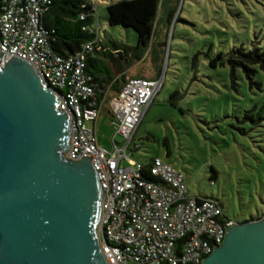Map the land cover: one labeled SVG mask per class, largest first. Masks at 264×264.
Wrapping results in <instances>:
<instances>
[{"label":"rangeland","instance_id":"1","mask_svg":"<svg viewBox=\"0 0 264 264\" xmlns=\"http://www.w3.org/2000/svg\"><path fill=\"white\" fill-rule=\"evenodd\" d=\"M118 1L91 0L99 37L128 46L133 57L138 53L136 33L107 26V6ZM159 18L153 49L166 43L159 69L149 50L144 54L150 52L148 59L134 60L125 70L127 79L150 74L163 80L136 130L131 148L138 149L131 159L144 165L160 159L172 166L184 175L189 196L218 202L228 220L261 217L264 115L256 119L264 104V71L259 65L256 74L236 68L232 83L228 63L211 68L209 62L240 47L245 53L264 47V0H164ZM122 69L121 64L111 66L114 75ZM173 92L183 95L176 106L169 102ZM108 112L105 106L97 124L98 144L105 151L112 150L114 136L121 140L115 134L117 119Z\"/></svg>","mask_w":264,"mask_h":264},{"label":"built area","instance_id":"2","mask_svg":"<svg viewBox=\"0 0 264 264\" xmlns=\"http://www.w3.org/2000/svg\"><path fill=\"white\" fill-rule=\"evenodd\" d=\"M49 0H5L0 5V54L29 62L44 84L60 93L59 109L70 116L66 157L88 159L98 174L103 198L98 227L108 264H200L221 246L229 227L221 205L191 197L184 175L160 159L144 165L131 148L146 110L163 80L130 78L111 100L100 97L86 71L87 55L100 40V24L83 27L96 35L75 54L56 53L42 27ZM96 11V8H95ZM117 119L111 151L97 140L104 107Z\"/></svg>","mask_w":264,"mask_h":264},{"label":"water","instance_id":"3","mask_svg":"<svg viewBox=\"0 0 264 264\" xmlns=\"http://www.w3.org/2000/svg\"><path fill=\"white\" fill-rule=\"evenodd\" d=\"M59 97L29 62L2 66L0 54V264H108L98 174L66 157L70 116ZM200 264H264V216L229 227Z\"/></svg>","mask_w":264,"mask_h":264},{"label":"trees","instance_id":"4","mask_svg":"<svg viewBox=\"0 0 264 264\" xmlns=\"http://www.w3.org/2000/svg\"><path fill=\"white\" fill-rule=\"evenodd\" d=\"M5 0H0V5ZM48 11L42 17V27L47 33L52 49L61 55L75 54L81 50L82 45L93 42L95 34L84 32L83 27L91 26L95 22V6L91 0H49ZM177 1V0H176ZM164 0H119L107 6V26L124 27L132 29L137 35L138 51L129 56L130 48L114 40H97L91 53L87 55L86 71L92 77V84L96 93L102 97L107 92V100H111L120 92L124 83L128 80L125 70L128 69L134 60L141 61L144 54L154 46V38L159 28L161 19L160 9ZM174 11H169L166 19L167 28L170 26ZM165 41L160 44L164 49ZM230 65V76L233 83L234 70L243 68L247 73H257L254 66L264 71V47L247 50L243 47L234 49L228 54L219 53L209 62L211 68ZM121 64L123 69L114 75L111 70L112 65ZM127 66V67H125ZM253 66L250 70L248 67ZM261 89L260 84L256 86ZM182 94L173 92L169 96L171 105L176 106V102L182 98ZM264 115V104H262L257 116ZM216 178V172L212 169L211 179ZM264 216V215H262ZM261 216V217H262ZM261 217L252 218L243 223L258 220Z\"/></svg>","mask_w":264,"mask_h":264},{"label":"crops","instance_id":"5","mask_svg":"<svg viewBox=\"0 0 264 264\" xmlns=\"http://www.w3.org/2000/svg\"><path fill=\"white\" fill-rule=\"evenodd\" d=\"M154 48V46H152V48L150 49V51H153L154 52V61H155V63L157 64V69L156 70H158L159 69V64H160V62H161V59H162V56H163V49L162 48H160L158 51H156V50H154L153 49ZM148 56L146 57H144L142 60H144V59H148V57H149V55H150V52H149V54H147ZM130 78H133V77H130ZM136 78H143V79H148V80H156L158 77H157V75H155V76H153V75H150V74H143V75H141V76H136ZM109 113V112H108ZM110 114V113H109ZM111 115V114H110ZM111 117H113L112 115H111Z\"/></svg>","mask_w":264,"mask_h":264}]
</instances>
